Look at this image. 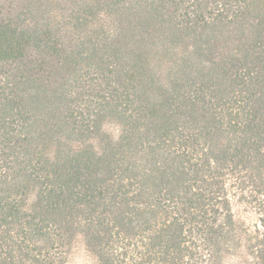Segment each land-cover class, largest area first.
<instances>
[{"label": "trees", "instance_id": "1", "mask_svg": "<svg viewBox=\"0 0 264 264\" xmlns=\"http://www.w3.org/2000/svg\"><path fill=\"white\" fill-rule=\"evenodd\" d=\"M78 245L264 264V0H0V264Z\"/></svg>", "mask_w": 264, "mask_h": 264}, {"label": "rangeland", "instance_id": "2", "mask_svg": "<svg viewBox=\"0 0 264 264\" xmlns=\"http://www.w3.org/2000/svg\"><path fill=\"white\" fill-rule=\"evenodd\" d=\"M107 130L116 134L117 128L113 125H108ZM234 212L237 218L241 220H247L250 222L257 220L256 210L249 205H244L239 202L234 201ZM88 257L82 245H78L77 248L73 251L70 264H87ZM236 259H229L226 264H236Z\"/></svg>", "mask_w": 264, "mask_h": 264}]
</instances>
